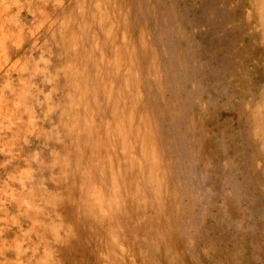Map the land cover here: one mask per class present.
Here are the masks:
<instances>
[{"label": "rangeland", "instance_id": "rangeland-1", "mask_svg": "<svg viewBox=\"0 0 264 264\" xmlns=\"http://www.w3.org/2000/svg\"><path fill=\"white\" fill-rule=\"evenodd\" d=\"M263 262L264 0H0V264Z\"/></svg>", "mask_w": 264, "mask_h": 264}, {"label": "trees", "instance_id": "trees-1", "mask_svg": "<svg viewBox=\"0 0 264 264\" xmlns=\"http://www.w3.org/2000/svg\"><path fill=\"white\" fill-rule=\"evenodd\" d=\"M263 264H264V262H263Z\"/></svg>", "mask_w": 264, "mask_h": 264}, {"label": "bare ground", "instance_id": "bare-ground-1", "mask_svg": "<svg viewBox=\"0 0 264 264\" xmlns=\"http://www.w3.org/2000/svg\"><path fill=\"white\" fill-rule=\"evenodd\" d=\"M52 24V23H51Z\"/></svg>", "mask_w": 264, "mask_h": 264}]
</instances>
